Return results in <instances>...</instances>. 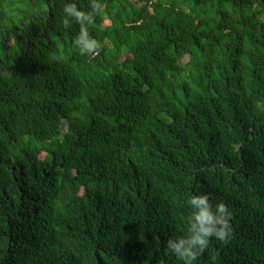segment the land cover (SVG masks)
I'll return each mask as SVG.
<instances>
[{"label":"trees","instance_id":"1","mask_svg":"<svg viewBox=\"0 0 264 264\" xmlns=\"http://www.w3.org/2000/svg\"><path fill=\"white\" fill-rule=\"evenodd\" d=\"M68 2L0 0V264H181L201 193L194 264H264V0Z\"/></svg>","mask_w":264,"mask_h":264},{"label":"clouds","instance_id":"2","mask_svg":"<svg viewBox=\"0 0 264 264\" xmlns=\"http://www.w3.org/2000/svg\"><path fill=\"white\" fill-rule=\"evenodd\" d=\"M100 8L98 0H91V10L88 12L79 10L74 2L66 3L63 7L64 27H70L72 20L81 25L91 22ZM73 44L81 55H95L99 49L98 42L84 29ZM186 205L191 210L187 234L168 239L167 248L181 264H194L211 238L227 242L232 234V213L223 201L213 204L207 193L189 194Z\"/></svg>","mask_w":264,"mask_h":264},{"label":"rangeland","instance_id":"3","mask_svg":"<svg viewBox=\"0 0 264 264\" xmlns=\"http://www.w3.org/2000/svg\"><path fill=\"white\" fill-rule=\"evenodd\" d=\"M187 62V59H184L182 63H186Z\"/></svg>","mask_w":264,"mask_h":264}]
</instances>
